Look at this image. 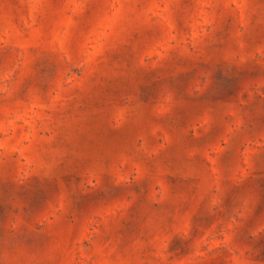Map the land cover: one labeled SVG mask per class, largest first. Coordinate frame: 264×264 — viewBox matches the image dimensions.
<instances>
[{
	"label": "rangeland",
	"instance_id": "rangeland-1",
	"mask_svg": "<svg viewBox=\"0 0 264 264\" xmlns=\"http://www.w3.org/2000/svg\"><path fill=\"white\" fill-rule=\"evenodd\" d=\"M0 264H264V0H0Z\"/></svg>",
	"mask_w": 264,
	"mask_h": 264
}]
</instances>
